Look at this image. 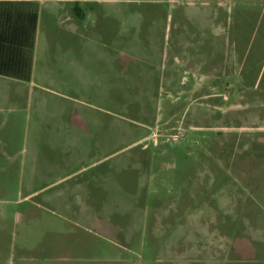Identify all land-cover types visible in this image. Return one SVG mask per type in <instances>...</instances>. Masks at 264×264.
Instances as JSON below:
<instances>
[{"label":"rangeland","instance_id":"obj_1","mask_svg":"<svg viewBox=\"0 0 264 264\" xmlns=\"http://www.w3.org/2000/svg\"><path fill=\"white\" fill-rule=\"evenodd\" d=\"M32 2L36 85L0 84L4 264H264V0Z\"/></svg>","mask_w":264,"mask_h":264},{"label":"trees","instance_id":"obj_2","mask_svg":"<svg viewBox=\"0 0 264 264\" xmlns=\"http://www.w3.org/2000/svg\"><path fill=\"white\" fill-rule=\"evenodd\" d=\"M38 21L33 2L0 0V76L30 82Z\"/></svg>","mask_w":264,"mask_h":264},{"label":"crops","instance_id":"obj_3","mask_svg":"<svg viewBox=\"0 0 264 264\" xmlns=\"http://www.w3.org/2000/svg\"><path fill=\"white\" fill-rule=\"evenodd\" d=\"M14 1H27V2H32V0H14ZM37 37H38V29H37V34H36V43H35V50H34L32 78L30 80V84H32V85H36V83L34 82V67H35V53H36V47H37ZM17 81L18 80L0 76V84L1 83H16ZM9 99H10L9 97L3 96V95L0 94V103L1 102H5V101H8ZM0 109H1V107H0ZM106 115H112L113 116V114L112 113H109V111H106ZM77 125H78V130L79 129L80 130H86L87 129V125H86L85 120H81V122L77 123ZM54 132H56V131L54 130ZM76 134H77L78 137H80L79 132H76ZM74 144L76 145L77 143H74ZM193 238H194V236H192V235L190 236L189 235L188 238L186 239V243L192 242L193 241ZM8 244L9 243L7 241H1L0 242V247H4V245H5L7 247H12L13 248V247L16 246V245H8ZM28 246H30V245H27L25 247H28ZM11 252H13V251H11ZM7 256L8 255L5 254L4 251H2L0 249V263H3L4 264L5 262H7V260H5V258ZM177 258L178 259H176V264H193V262H194L193 260H186V261H184V260H180V257H177ZM19 261H21V259H19ZM10 264H15V257L10 259ZM216 264H221V263L218 262Z\"/></svg>","mask_w":264,"mask_h":264}]
</instances>
